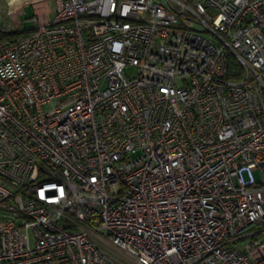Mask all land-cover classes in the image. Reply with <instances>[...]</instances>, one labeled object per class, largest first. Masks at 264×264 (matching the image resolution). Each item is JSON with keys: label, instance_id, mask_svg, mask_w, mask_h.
Wrapping results in <instances>:
<instances>
[{"label": "built area", "instance_id": "1", "mask_svg": "<svg viewBox=\"0 0 264 264\" xmlns=\"http://www.w3.org/2000/svg\"><path fill=\"white\" fill-rule=\"evenodd\" d=\"M31 4L0 38V264H264V0Z\"/></svg>", "mask_w": 264, "mask_h": 264}, {"label": "rangeland", "instance_id": "2", "mask_svg": "<svg viewBox=\"0 0 264 264\" xmlns=\"http://www.w3.org/2000/svg\"><path fill=\"white\" fill-rule=\"evenodd\" d=\"M5 0H0V26L5 25L10 29L23 31L26 24L29 21L30 16L32 15L33 9L31 3L28 1L20 6H18L19 0H12L13 7L6 5ZM22 1V0H21ZM256 178L259 177V173L256 171ZM98 247L105 252L106 255L114 258L120 264H135V262L129 258L121 249L118 247L112 246L106 242H97Z\"/></svg>", "mask_w": 264, "mask_h": 264}, {"label": "trees", "instance_id": "3", "mask_svg": "<svg viewBox=\"0 0 264 264\" xmlns=\"http://www.w3.org/2000/svg\"><path fill=\"white\" fill-rule=\"evenodd\" d=\"M26 32V29L23 31H9V32H4L0 30V38H6V39H14L16 38L19 34ZM241 72L240 66L238 61L233 57L231 54L227 56V76L231 78H236L239 76Z\"/></svg>", "mask_w": 264, "mask_h": 264}, {"label": "crops", "instance_id": "4", "mask_svg": "<svg viewBox=\"0 0 264 264\" xmlns=\"http://www.w3.org/2000/svg\"><path fill=\"white\" fill-rule=\"evenodd\" d=\"M29 2V3H33V2H35V1H46L47 3H48V8H49V10H50V12L48 13L49 15L50 14H52V12L55 10V0H19L18 1V6H20L21 4H23L24 2L26 3V2ZM5 2V4L6 5H10V7H13V1L12 0H5L4 1ZM31 5V7H32V4H30ZM32 9H33V7H32ZM33 11H34V9H33ZM32 14H33V12H32ZM31 17V16H30ZM0 24H2L1 22H0ZM29 25H30V21H28V23L26 24V26L25 27H29ZM3 26V25H2ZM5 26V25H4ZM25 29H27V28H25Z\"/></svg>", "mask_w": 264, "mask_h": 264}]
</instances>
